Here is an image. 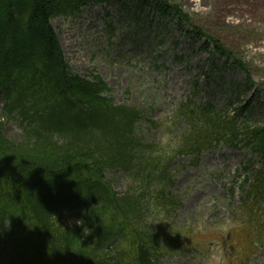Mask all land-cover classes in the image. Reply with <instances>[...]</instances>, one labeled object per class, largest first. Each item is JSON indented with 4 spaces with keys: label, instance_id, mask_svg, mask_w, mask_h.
<instances>
[{
    "label": "trees",
    "instance_id": "obj_1",
    "mask_svg": "<svg viewBox=\"0 0 264 264\" xmlns=\"http://www.w3.org/2000/svg\"><path fill=\"white\" fill-rule=\"evenodd\" d=\"M108 1L0 0V264H161L163 253L183 244L156 219L180 205L171 163L178 156L199 160L221 143L243 144L263 164L248 175L249 193L235 216L250 229L243 242L250 254L252 239L264 233V122H242L211 104L185 106L181 113L192 126L176 148L148 141L140 124H159L135 106L116 104L100 77L73 75L53 27L58 17ZM152 1L138 0L140 12ZM155 2L160 18L193 28L175 0ZM196 30L208 40L204 49L212 45L253 83L231 50ZM10 121L19 124L18 139L5 133ZM111 173L128 181L123 193L114 190ZM237 234V242L246 237Z\"/></svg>",
    "mask_w": 264,
    "mask_h": 264
},
{
    "label": "rangeland",
    "instance_id": "obj_2",
    "mask_svg": "<svg viewBox=\"0 0 264 264\" xmlns=\"http://www.w3.org/2000/svg\"><path fill=\"white\" fill-rule=\"evenodd\" d=\"M155 1L143 14L137 0H111L86 7L76 18L54 19L72 74L100 77L114 91L109 97L116 103L135 106L145 111L146 119L158 121L156 131H150L144 121L140 126L148 141L167 150L175 147L186 126L176 119L175 109L190 98L197 106L211 103L225 109L232 102L238 110L248 107L250 122L262 124L264 0H175L192 18L193 28L182 30L171 18H160ZM196 28L231 50L248 68L253 84L212 45L204 49L208 40ZM3 106L0 92V116ZM18 125L15 121L7 124L9 138H19ZM250 162L260 167L247 149L221 144L199 162L183 157L171 164L172 193L180 205L156 219L170 233L179 234L183 244L163 264H264V236L254 246V254L246 255L249 244L243 242L249 230L235 219L243 198L245 166ZM108 179L119 194L128 186L120 173L108 174ZM240 230L246 237L237 242Z\"/></svg>",
    "mask_w": 264,
    "mask_h": 264
},
{
    "label": "clouds",
    "instance_id": "obj_3",
    "mask_svg": "<svg viewBox=\"0 0 264 264\" xmlns=\"http://www.w3.org/2000/svg\"><path fill=\"white\" fill-rule=\"evenodd\" d=\"M83 221L82 220H79V221H77V224L79 225V226H83ZM146 223L149 225V226H152L153 225V221L151 220V219H148L147 221H146Z\"/></svg>",
    "mask_w": 264,
    "mask_h": 264
}]
</instances>
